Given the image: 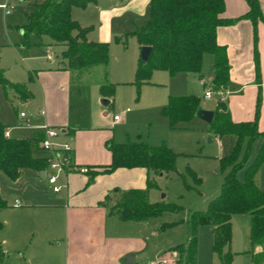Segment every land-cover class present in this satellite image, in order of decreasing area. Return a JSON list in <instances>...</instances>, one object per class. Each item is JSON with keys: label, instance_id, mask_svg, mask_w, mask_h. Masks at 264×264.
I'll list each match as a JSON object with an SVG mask.
<instances>
[{"label": "crops", "instance_id": "crops-1", "mask_svg": "<svg viewBox=\"0 0 264 264\" xmlns=\"http://www.w3.org/2000/svg\"><path fill=\"white\" fill-rule=\"evenodd\" d=\"M9 1L0 0V6L4 3L10 4ZM17 1L27 4L30 8V13L26 14L27 23L19 27L24 35L23 27L28 24V16L34 8L30 2ZM150 3L151 0H98L97 4H91L86 9H73V19L83 28H92L87 36L89 42L110 45L108 67H94L88 74L101 68L97 71H101L103 81L106 71L108 80L113 83L125 84L127 81H133L141 56V46L138 44L136 52L138 57L136 56L134 70L131 71L130 68L128 78H118L112 61V52L115 46H124V44L115 43V38L144 27L149 20ZM259 3L264 16V0H259ZM11 5L16 8L7 14L0 7V12L5 11L3 20L0 21V29L6 32L9 42L13 26L7 20V16L17 10L15 4ZM225 6L223 17L235 20L233 24L222 26L217 30V42L226 48L230 64V79L225 88V104L234 122L253 121L256 118L258 98L261 94L259 129L264 132V21H259L255 25L251 20L243 18L250 9L246 0H225ZM31 42L34 45L31 48L50 50L58 47L61 48L62 53L66 50V46L55 44L49 38L39 40L34 36ZM14 46L21 53L30 49L24 47L22 43ZM256 51L259 55L260 81L257 74ZM119 57L122 58V55ZM53 60V55L47 54L48 66L33 71L30 76L31 85L37 84L41 89L43 108L34 117V127L25 126L24 122L28 116L23 119L21 115L19 126L32 130L33 134L30 137H17L14 136L13 129L5 126L11 138L31 140L42 134L46 126L62 129L65 134L58 141L72 143L75 163L88 168L90 172L72 173L66 179L62 178V185L66 187H63L59 193L52 190L46 176L42 177L32 170H25L22 178L16 182L0 172V198L7 205L0 210V213L7 212L9 216L7 220H3V224H0V230L3 232L0 236V246L6 255V264H157L158 262L181 264L182 251L173 250L178 246L162 247L155 243L150 245L151 239L161 234V228H158L157 223L149 225L152 219L144 222H124L111 209L116 200V191L145 190L148 188L149 180L156 182L165 175H155L146 168H120L112 173L105 172L113 161L110 150L115 136L113 127L124 125L123 117L121 116L120 121H115V115L113 118L110 116V107L114 104V98L109 100L108 106L103 105V96L100 92L102 82L95 85L97 93L96 90L93 91L90 105L85 109L79 108L80 112L72 116L70 99L76 92L73 90L71 71L66 70L68 68L64 63L67 62L64 59L58 64L53 63ZM202 72H205L207 77H204ZM198 76L205 93L206 86L211 85L215 77L212 54H205L202 70ZM77 79L79 80L78 76ZM150 85L155 83L151 82ZM27 89L29 90L28 87ZM82 96L87 99V92ZM30 100L23 103H29ZM212 100L216 102L217 110L219 103L216 98L208 101ZM167 105L168 103L163 108ZM41 110L45 111V115L39 114ZM125 113H130V109ZM195 119L205 122L210 127L203 119ZM166 120L168 122L167 118ZM178 129H184L183 125ZM215 137L218 138L216 135ZM128 142L148 143L139 136L136 141L128 137L126 142L118 144ZM257 143L256 154L264 144V138L257 140ZM33 152L35 156V150ZM38 152L41 155L35 156L36 158L48 160L51 155L41 148ZM262 168L264 169V165ZM92 174H95L93 179ZM244 175L240 177L242 180ZM17 200L21 201L22 207L15 206ZM149 230L150 233L147 234ZM212 242L214 243V236ZM231 249L235 255L233 264L236 261L240 264H264V244L253 246L251 243L249 247L237 249L233 237ZM212 252L218 255L215 251ZM11 253H23L24 258L10 262ZM211 258L213 259V255Z\"/></svg>", "mask_w": 264, "mask_h": 264}, {"label": "trees", "instance_id": "trees-1", "mask_svg": "<svg viewBox=\"0 0 264 264\" xmlns=\"http://www.w3.org/2000/svg\"><path fill=\"white\" fill-rule=\"evenodd\" d=\"M33 6L28 16V24L23 27L24 47L34 46L32 36L39 40L49 38L53 43L66 46L62 53L67 62L64 65L77 73L78 78L97 66L108 67L110 45L92 43L87 39L92 28H83L72 17L74 8L86 9L98 0H25ZM249 12L243 17L255 25L264 21L259 0H246ZM225 0H151L147 24L123 37L115 38V43L126 44L133 36L141 49L150 47V55L145 62L140 56L135 73L134 84L139 88L150 84L155 71H165L171 76L179 73L199 74L202 70L205 54L214 56V89L226 88L230 79V64L227 50L217 42V30L229 26L235 20L223 17ZM67 64V65H66ZM257 74L260 81L259 55L256 51ZM0 85L6 90H14L23 102L33 95L25 85L12 84L0 68ZM103 100H112L116 87L108 81L105 72L100 85ZM261 94L258 98L256 118L253 121L236 123L225 103H219L214 112L210 132L220 138L232 135L236 137L230 154L220 159L224 182L220 194L214 198L206 211L192 213L189 220L190 240L186 250L193 262L197 253L198 231L201 226H214V251L222 264H232L234 253L231 252L233 239L232 219L235 215L251 216L252 245L264 244V189L257 183V176L264 165V144L260 147L253 162L247 167L252 146L264 138L259 129ZM201 111V100L196 96L170 97L162 114L168 119L171 130L193 121ZM7 128L0 121V172L11 181L20 180L25 170L38 174L48 168V160L36 158L34 150L40 148L44 134L35 139H15L6 137ZM246 145L245 153L243 154ZM113 161L105 172L112 173L120 168H146L149 172L165 176L177 170V154L166 144L151 146L145 142L111 143ZM244 179L239 174L245 170ZM95 174L91 175L93 179ZM155 180H149L145 190H118L112 212L124 222H144L159 217L165 211H178L180 207L162 202L152 203L149 199L150 188H156ZM0 198V210L6 208ZM175 224H165L161 231L172 228ZM1 226V225H0ZM184 246L173 250L182 251ZM6 255L0 246V264H6Z\"/></svg>", "mask_w": 264, "mask_h": 264}, {"label": "rangeland", "instance_id": "rangeland-1", "mask_svg": "<svg viewBox=\"0 0 264 264\" xmlns=\"http://www.w3.org/2000/svg\"><path fill=\"white\" fill-rule=\"evenodd\" d=\"M9 3L10 5L15 4L17 10L7 16V20L13 26L9 37L10 42L6 32L0 29V68L4 71L9 82L25 85L34 97L29 103L24 104L14 90H6L3 85H0V120L8 128L13 129L14 136L30 137L33 131L20 128L19 117L25 113L28 116L24 122L25 126L34 127V117L43 108L41 89L37 84L36 86L31 85L30 76H32L33 71L48 66L47 54H52L53 63L57 64L63 60V57L61 48L58 47L50 50L30 47L22 53L16 49L14 45L23 43L24 35H22V30L19 27L27 23L26 14L30 13V8L27 4L17 0H10ZM4 12H0V21L3 20ZM138 44L137 39L130 36L124 45L125 47L115 46L112 52V61L118 78L126 79L130 73V68L131 71L134 70L138 57L136 55ZM119 55H122V58ZM120 59L123 62L120 63ZM97 69L91 74L81 75L79 80L76 72L66 69L71 71L73 90L76 92L75 96L72 95L70 99L72 116H76L80 112L79 108L85 109L90 105L93 99V91L96 90L97 93L95 85L98 82H103L101 71H97ZM202 75L205 77V72H202ZM134 81L135 77L133 81H127L125 84L109 81L116 87L114 104L110 107V116L113 118L114 115H120L124 120V125L120 124L113 127L115 136L112 142L117 144L126 142L128 137L132 141H136L137 137L142 136L145 141L152 145L166 144L177 154V170L157 179V187L149 190V199L152 203L162 202L180 207V209L178 211H165L161 216L151 218L149 225L157 223L158 228L165 224L175 225L166 231H161L157 238L151 239L150 245L152 246L154 243L162 247L183 245L181 264H222L219 255L212 254V250L214 251L212 248L214 246L212 242L214 226L212 224L199 228L197 253L194 261H191L186 250L190 240L188 223L192 213L206 211L209 203L220 194L224 182L220 159L231 153L236 138L232 135L216 138L214 134L209 133L210 127L197 119L183 124L184 129H170L166 117L162 114V108L168 103L170 97L196 96L201 100V109L215 112L216 102L204 98V88L200 84L198 74L179 73L171 76L167 72H154L151 82L155 85L144 84L140 88L134 84ZM86 92L88 94L87 99L82 96ZM127 109H130V113H125ZM245 149L246 145L243 154ZM257 150L258 143L255 142L246 169L256 157ZM40 155L41 153L35 149V156ZM246 169L239 174V177L242 178ZM62 181L60 182L61 185L63 184ZM258 183L264 189L263 168L258 173ZM164 195L165 197H163ZM8 218L7 212L0 213V224H3V220ZM2 233L0 230V236ZM149 233L150 230L147 231V234ZM251 233V218L248 215L234 216L233 237L237 249L251 245ZM231 252L233 253V249ZM212 255L213 259L211 258ZM10 259L12 262V260L17 261L21 258H19L18 253H11ZM234 264L240 263L236 261Z\"/></svg>", "mask_w": 264, "mask_h": 264}, {"label": "built area", "instance_id": "built-area-1", "mask_svg": "<svg viewBox=\"0 0 264 264\" xmlns=\"http://www.w3.org/2000/svg\"><path fill=\"white\" fill-rule=\"evenodd\" d=\"M2 9L6 11V13H11L15 10L14 5L3 4L0 6ZM204 98L207 100H211L216 98L218 103L226 102V91L225 88H220L218 90L214 89L213 83L211 85L206 86ZM40 115H45V111L41 110ZM21 118H27L25 113L21 114ZM121 116L115 115L114 120L120 121ZM44 137L40 142V148L51 153L48 158V168L45 171L46 179L52 187V190L55 193H59L62 191L65 185H61V179H66L68 175L72 173H80V174H88L90 171L86 167L78 166L75 163L74 157V147L70 142H59V138L63 136L65 133L62 129H56L52 127H44L43 128ZM6 137H10V132H6ZM15 206L20 208L23 206L21 201L17 200ZM19 258L23 259V253H18ZM157 264H160L158 262Z\"/></svg>", "mask_w": 264, "mask_h": 264}, {"label": "water", "instance_id": "water-1", "mask_svg": "<svg viewBox=\"0 0 264 264\" xmlns=\"http://www.w3.org/2000/svg\"><path fill=\"white\" fill-rule=\"evenodd\" d=\"M150 52H151V48L150 47H143L141 49V56H142V59L146 62L149 55H150ZM103 105L105 106H108L109 105V101L107 100H103ZM196 118H201L203 119L204 121H206L209 125L213 122V119H214V112H209V111H203L201 110ZM41 176L42 177H45L46 176V173L45 172H42L41 173Z\"/></svg>", "mask_w": 264, "mask_h": 264}]
</instances>
